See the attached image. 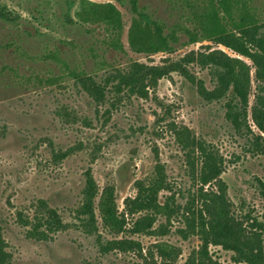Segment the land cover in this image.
Masks as SVG:
<instances>
[{"label": "rangeland", "instance_id": "374dc122", "mask_svg": "<svg viewBox=\"0 0 264 264\" xmlns=\"http://www.w3.org/2000/svg\"><path fill=\"white\" fill-rule=\"evenodd\" d=\"M217 1L135 0L137 11L162 23L165 33L179 27L196 34L198 42L183 45L186 37L177 30L179 43L167 54L132 51L129 35L137 16L129 0H0V228L9 264H186L201 245L182 215L199 187L200 159L198 151L178 145L173 129L187 128L220 162V179L236 222L250 216L264 223L258 184H264V142L255 143L253 137L264 139V133L251 120L255 68L201 33L211 7L221 16ZM240 2L264 31V0ZM111 7L118 12L117 22L114 14L108 22L96 21L95 13L106 15ZM232 13L235 19L242 10ZM208 49L248 66L251 133L243 125L234 131L226 120V98L205 101L197 86L176 72L159 80L146 98L126 90L116 94L112 80L103 101L95 103L79 85L82 75L103 84L133 62L161 66ZM187 68L196 82L214 88L208 69L194 64ZM62 154L67 155L60 160ZM156 164L171 188L159 193L158 202L172 208L171 217L151 215L150 231L134 234L132 224L144 214L125 215L123 231L112 234L98 210L101 192L112 188L117 212L122 213L124 200L136 194L134 183L154 178ZM87 170L98 189L92 229L78 215ZM198 206L195 202L194 210ZM49 211L62 223L58 229L44 227ZM114 240L137 242L142 251L109 250ZM158 244L175 248L178 255L160 259ZM207 249L214 264H248L232 250Z\"/></svg>", "mask_w": 264, "mask_h": 264}, {"label": "trees", "instance_id": "16d2710c", "mask_svg": "<svg viewBox=\"0 0 264 264\" xmlns=\"http://www.w3.org/2000/svg\"><path fill=\"white\" fill-rule=\"evenodd\" d=\"M83 3L87 2L83 1ZM129 3L137 16V19L133 21L129 35V45L132 51L138 53L160 51L171 54L175 49L173 44L179 43L175 36L177 30L186 37L187 42L183 45L198 42L196 34L184 28L176 27V29L165 33L162 23L137 11L135 0H129ZM217 3L222 12L221 16L218 9L211 7L206 12L207 24L201 28V33L206 34V38L210 41L229 49L238 57L247 59L253 64L257 86L254 104L251 108V120L257 130L264 133V31L261 24L256 22L253 14L248 11L245 5L241 4L240 0H218ZM88 4L94 7L91 3ZM233 9L242 10V13L235 19L233 18ZM108 10L103 16L95 13L96 21L108 22V19L114 14L117 22L118 12L113 7ZM191 64L210 71L215 84L212 90H207L201 81L194 80L187 68ZM173 72L194 83L200 96L207 102L226 98L224 104L226 120L234 131H239L243 125L248 133H251L247 125L248 66L241 59L232 58L220 50L208 49L205 52H189L177 61L168 59L161 66L133 62L127 71H116L112 77H107L103 84L97 83L90 75H82L78 81L80 87L95 103H101L106 86L112 80L115 82L116 94L126 90L136 97L146 98L149 89L156 87L159 80ZM228 93L231 97L228 96ZM173 131L178 145L182 149L198 151L200 159V169L196 176L199 187L192 202L182 211V215L187 228L199 237L201 245L198 250L189 255L186 264H214L208 256L207 247L209 245L232 250L247 260L248 264H264V236L262 235L264 223L261 224L255 217L250 218V216L236 222L237 219L231 213L230 203L226 198V185L220 179L222 173L220 162L210 150L195 141L187 128L173 129ZM253 137L255 143L264 142L260 135ZM260 153L264 154V148ZM66 155L62 154L59 159L62 160ZM191 169L193 170V164ZM84 180L83 200L78 215L84 217L83 223L92 229L95 224L94 199L98 195V189L90 170L84 173ZM258 184L264 199V184L260 181ZM205 187H207L206 190ZM134 188L135 196L124 200V209L120 214L117 212L112 188L106 187L99 196L98 210L101 219L112 234L118 235L123 231L125 215L144 214L135 220L131 230L134 234H146L152 227L153 217L151 215L162 214L171 217L173 213L167 203L161 205L158 202L159 193L171 192L160 164H156L154 178L149 182L136 181ZM169 200L166 198V202ZM195 202L199 204L197 210L193 208ZM262 218L264 219V214ZM243 224H247V231L243 228ZM43 225L45 228L55 227L53 229H58L62 223L55 220L54 213L49 211ZM35 230L38 231V228ZM179 233L183 235L184 232L180 231ZM108 246L109 250H117L122 253L130 250L140 254L142 251L141 245L134 241L114 240L109 242ZM5 248L0 228V264H9L10 256ZM155 249L158 257L162 260L178 255L177 250L173 247L168 248V246L158 244Z\"/></svg>", "mask_w": 264, "mask_h": 264}]
</instances>
